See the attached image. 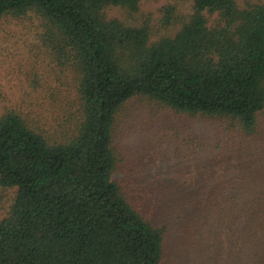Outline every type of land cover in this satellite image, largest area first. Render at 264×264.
I'll return each mask as SVG.
<instances>
[{
    "label": "trees",
    "instance_id": "1",
    "mask_svg": "<svg viewBox=\"0 0 264 264\" xmlns=\"http://www.w3.org/2000/svg\"><path fill=\"white\" fill-rule=\"evenodd\" d=\"M144 1L0 0V20L33 13L47 21L76 72L81 102L72 133L56 140L14 112L0 118V187L16 190L0 218V264H164L170 225L148 218L114 180V125L133 99L254 138L264 110V3L193 0L182 28L157 41L149 28L106 13H136ZM262 161L247 163L237 194L174 201L182 254L203 253L207 245L220 264L223 247L210 246L207 233L222 225L231 264H264Z\"/></svg>",
    "mask_w": 264,
    "mask_h": 264
},
{
    "label": "rangeland",
    "instance_id": "2",
    "mask_svg": "<svg viewBox=\"0 0 264 264\" xmlns=\"http://www.w3.org/2000/svg\"><path fill=\"white\" fill-rule=\"evenodd\" d=\"M192 7L193 0H147L136 13L118 8L106 13L129 25L149 28L152 40L157 41L176 34L188 21ZM67 59L46 20L33 13L0 20V118L14 112L46 137L69 136L80 120L81 102L78 78ZM231 133L244 132L143 98L131 100L118 114L113 130L114 180L131 193L148 218L170 225L164 264H216L207 245L203 253L200 250L193 256L179 251L184 237L176 218L180 210L173 203L176 200L180 205L193 195L205 199L206 193L212 198L230 196L233 189V194L238 193V176L246 171L247 163L255 156L264 157V110L258 115L253 139ZM230 180L235 181L233 186L227 183ZM15 191L0 187V218L8 213ZM168 202L171 211L166 210ZM230 213L237 217L235 209ZM221 228L218 232L217 226L210 229L208 243L223 247L220 264H231Z\"/></svg>",
    "mask_w": 264,
    "mask_h": 264
}]
</instances>
